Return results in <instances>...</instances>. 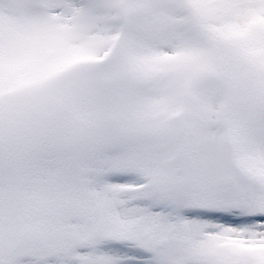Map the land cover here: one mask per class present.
<instances>
[{"label": "snow or ice", "instance_id": "snow-or-ice-1", "mask_svg": "<svg viewBox=\"0 0 264 264\" xmlns=\"http://www.w3.org/2000/svg\"><path fill=\"white\" fill-rule=\"evenodd\" d=\"M0 264H264V0H0Z\"/></svg>", "mask_w": 264, "mask_h": 264}]
</instances>
